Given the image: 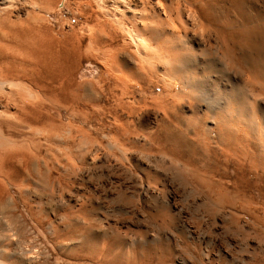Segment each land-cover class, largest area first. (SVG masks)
<instances>
[{"label": "bare ground", "instance_id": "obj_1", "mask_svg": "<svg viewBox=\"0 0 264 264\" xmlns=\"http://www.w3.org/2000/svg\"><path fill=\"white\" fill-rule=\"evenodd\" d=\"M263 6L264 0H0V264H39L43 245L38 249V233L46 235L53 254L48 264H138L127 251L129 241L111 235L109 223L86 197L69 198L56 209L40 207L62 196L61 180L71 169L90 168L99 156L113 166L130 161L138 172L133 183L143 196H157L167 178L161 172L167 160L216 201L227 187L214 172L204 176L192 168L194 155L204 156L213 147L236 164L263 166V142L254 143L250 135L256 112L264 120ZM83 58L93 61L97 75L83 72ZM194 81L212 95L196 96ZM190 139L206 151L197 150L200 146ZM142 153L154 155L153 160ZM236 171L234 184L243 181L242 168ZM11 190L17 199L9 196ZM168 209L161 204L153 217H166ZM151 229L141 235L146 245L159 239ZM169 234L148 246L145 256L166 261ZM174 264L187 263L176 258Z\"/></svg>", "mask_w": 264, "mask_h": 264}, {"label": "rangeland", "instance_id": "obj_2", "mask_svg": "<svg viewBox=\"0 0 264 264\" xmlns=\"http://www.w3.org/2000/svg\"><path fill=\"white\" fill-rule=\"evenodd\" d=\"M263 7L260 10H262L263 15H264V11H263L264 8ZM58 16H59V14H55V15L52 16V18H50V20L51 21L52 20L54 21ZM91 61H92L91 59H87V58H85V59L83 58L82 61H81V65H82V68H83V72H86V74L89 77H93V76L97 75V72H98V70L93 65V61L92 62ZM193 84H195V88L196 89L199 88V89H197V91L195 89V95L196 96L206 97L209 94H211V93H209V91H207V88L205 87V85L202 82H196V81H194ZM215 97L217 98V96H215ZM123 118H125V117H123ZM255 118H254V122H253V124L251 126V130H252L251 133H250V135H251V141H254V143L255 142L257 143V140L259 139V142H263V143H260V145H264V140H263L264 138L262 139V136H264V131H263L264 130V120H263V117L261 116V114L260 113L258 114L257 112L255 114ZM254 125H256V126L254 127ZM260 126H261V129H260ZM256 129H257V131L255 132ZM257 132L260 133V134H258ZM262 132H263V134H262ZM253 134L255 135V138H254V135ZM253 139H255V140H253ZM190 141L193 142L194 144L197 143V145L200 146V147H195L197 150L198 149L199 150L202 149L204 152L206 151V149L204 148V146L201 143L198 144L197 141L195 142V140H192V139H190ZM209 149H210L211 152L209 150L206 151L204 156H200L199 157L197 155H194L195 158H192L191 159V162H190L191 164L190 165L192 166V168H194V167L197 166V168L200 170L201 174L204 175V176L211 175V173L214 172V174L216 175L215 178L220 182V184L224 188L227 187L226 190H225V192H224V194H222L220 196L222 199L219 198L218 201H216L214 199V197H210L209 196L210 194L208 193L207 190L206 191L205 190H202L201 191L197 187V185L193 183V181H189L190 176H186L185 177V174H183L181 171H179V168H175V167H177V165L172 164V163H171L172 164L171 165L170 162H167V160H166V166H164V168L161 169L162 174H164L165 176H167V178H164V177L161 178V180L164 178L161 181L162 182L161 184H163L162 185L163 188L160 186V191H159V193L157 194L156 197H151L149 195L143 196V194L138 189L137 185H135L133 183L132 178L138 172L135 169L134 165L130 161H128V162H130L129 164H128L127 161H123L124 163L122 162L123 163L122 166H113L108 161L106 162V160H104V158L106 159L105 156H99L101 158L98 157V159L96 161V164L94 166H91L90 168L89 167H83L84 169L81 168L79 170H77V169H71V171H69L65 175L66 177L63 176L64 178H62V180H61V183H62L63 188H62V190L59 191V194L62 195V196H60V198L61 197L62 198L60 199L56 195V197L54 198V200L51 201V204L48 203L46 205H42V206L40 205V207H42L44 210L45 209L47 210V209H50V208L56 209L60 205L65 206L64 204L66 203L67 200H70L69 198H71V199H75V198L82 199V197H86V201L94 207L95 211L97 212V210H98L97 213L99 214V217L101 219H105V221H107L109 223L108 224L109 227L107 228V230H109V232H111V235H113V237H114V235H116V236H118V237L115 236L116 238H119V237H120V239L121 238L122 239L125 238V239H127L129 241L130 246H128L129 249L127 251H128V253L131 255V257L133 259H134V257H136L135 258L136 260L135 259L134 260L138 264H140V263L142 264L143 262H144V264H148L149 261L152 262V263L149 262L150 264H174V260L176 258L177 259H179V258L181 259L182 258L187 264H191V263H193V264H206L207 263L208 264V262L211 263V264H214V263L215 264H222V263L223 264H232V263L234 264V261H235V264H264V249L262 250V248H264V242H263L264 241V233H262V232H264V230H263L264 229V224H263L264 223L263 222L264 221V218H263L264 217V191H263V189H264V179H263L264 178V176H263L264 175V173H263L264 172V167L263 166L264 165L261 166V167H258V166L255 167L253 165H250V163L248 161H245V162L243 161L240 164H236L235 159H233V157H231L229 154L226 155V153L224 152L225 154L223 153V155H222V153L221 154L219 153V151H218L217 148L210 147ZM262 149L264 150V146H262ZM213 150L216 151V154H213ZM262 154L264 155V152ZM141 155L140 156L143 159H145V160H153V156H154V155H152V156L149 155L148 156V154H146V153H142ZM157 157H159V156L157 155ZM196 158H198V159H196ZM226 158L228 159L227 161H226ZM208 162L210 164L211 163L212 164L210 165ZM228 162H230V163H228ZM198 163H199V166H198ZM168 164H170L171 166L168 165ZM214 164L216 166L217 165L219 166V167L217 166L216 171H213ZM104 165H106V166H104ZM190 165H189V168L192 169L190 167ZM193 165H195V166L193 167ZM237 167H239L240 169L242 168L241 175L243 176V181L242 182L239 181L238 183H235L234 184L235 174L237 173V171H236ZM90 169H91V171H90ZM253 169H255V170L253 171ZM170 170H171V172L175 176L170 172ZM70 172H71V174H70ZM224 174H226V175H224ZM243 174H246V175L244 176ZM255 174H256V177H255ZM247 175H249V177ZM257 176L259 178L258 179H255V178H257ZM262 176H263V178H262L263 180H261V177ZM180 178H181V181H180ZM63 179H64V181H63ZM244 179L247 182L246 184L244 182ZM190 180H192V179H190ZM255 180H256V182H255ZM259 181L260 182H263V183L259 184ZM249 182H250L251 185L249 184ZM182 183H184V184H182ZM73 185H74V187H73ZM181 185H183V186H181ZM244 185L246 187L248 186L247 189H246V187H244ZM249 185H250V187H249ZM64 186H67V187H64ZM234 186L235 187L236 186H241L239 188V189H241V192L239 194H237V195L239 196V198H241V195H242V198L241 199L244 200V204L247 203V206H250L249 209H248V207L246 208L244 206L243 201L241 199H240V201L238 200L239 199L238 196H235L236 194H234V193H235V189L236 188ZM164 187H166V189ZM195 187H196V189H195ZM242 188H244V189L242 190ZM162 189H164V190H162ZM194 190H196V191H194ZM35 191H36V193H38V195H41V194L43 195L42 188H38V190L36 188ZM63 191H65V192H63ZM67 191L69 193H67ZM249 191H251V192H249ZM60 192H62V193H60ZM197 192H200L201 195L199 193H197ZM193 193H195L196 195L193 194ZM68 194H71V195H68ZM229 194H230V196H229ZM254 194L256 196H253ZM261 194H262L263 198H262ZM10 195H12V196H10ZM190 195H192V196H190ZM9 196L12 197L14 200L17 199V196L15 195V193H14L13 190H11L9 192ZM223 196H225V197H223ZM228 196H229V199L231 198V196H232V199H233V201L231 199L232 203H230V204L228 203V202H230L228 200ZM245 196H247V197H245ZM251 196H253V197H251ZM96 197L99 198V199H97ZM185 197H186V199H185ZM207 197H209V198H207ZM249 197H250V199L251 198H253V199L251 201H248L247 199ZM205 198L208 200V202H207V200ZM226 198H227L228 202H227ZM235 198H236V201H234ZM225 200H226V202H225ZM245 200H246V202H245ZM222 201L224 202L223 204H221ZM165 202L167 203V209H168V207H170L167 210V212H168L167 215H169V217L167 215H166V217L163 216V218H161V217H153V214L155 212V209L156 208H159L161 206V204H163ZM217 202H219V203H217ZM234 202L236 203L235 204L236 205V208H235V205H233ZM241 202H242L243 205H241ZM153 203H154V205H152ZM211 203H212V205H211ZM227 203L229 204L228 205L229 207H227V205H226ZM251 203H252V205H251ZM253 203H254V206H256L255 203H257V206L258 207L256 206V210H255L256 212L253 210V209H255L254 206H253ZM139 204H140V206H139ZM218 204L221 205V206H219ZM34 205H36V204H34ZM123 205H125V206H123ZM201 205H202V208L203 209L201 208ZM232 205L234 206V208L232 207ZM239 205H241L242 208H244V211L246 209H247V211L248 210L249 211L248 212L245 211L246 213L241 212V211H243V209H241V206H239ZM12 206L13 205L11 203V207ZM20 206L18 207V210L17 211H19L20 213H22L21 209L23 207L22 206L20 207ZM194 206H195V208H194ZM207 207H208V209H206ZM218 207L220 209H222V210H220ZM180 208H181V211L182 212L180 211ZM227 208H229V210H227ZM204 209H205V211H204ZM235 209L237 210L238 213H236V210ZM206 210H208V211H206ZM226 210L228 211V213H227ZM209 211H212L213 213L212 212H209ZM148 212L150 214H148ZM221 213H222V215H221ZM235 213H236V215H235ZM260 213H261V215L263 217H261ZM205 214H207V215H205ZM238 214H239V216H237ZM215 215H217V216H215ZM224 215L225 216L227 215V216L224 217ZM244 215L247 216V217H245ZM254 215L256 216V218H254ZM205 216H207V217H205ZM171 217H173V218H171ZM197 217H199L200 219L197 218ZM213 217L215 218L214 221H213V219H214ZM227 217H229V218H227ZM259 217H261V218H259ZM157 218L159 219V221H158ZM188 218H189L190 221L187 220ZM209 218H211V219H209ZM226 218L228 219V222L226 221L227 220ZM232 218H234V219L232 220ZM223 219L225 220L224 221L225 223H223ZM261 219H263V220H261ZM163 220H165V222L160 223ZM198 220L200 222H198ZM238 220H240V225H239V221ZM259 220H261V221L259 222ZM149 221H150V223H149ZM173 221H175L176 224ZM243 221H244V223L246 225L243 223ZM253 221H254V223H253ZM24 222H26L25 224L27 225V228H29L31 230H34L33 224L31 225V222L29 220H27V218L24 219ZM187 222L189 224H187ZM236 224H238V225L236 226ZM242 224L245 225V226H243ZM154 225H155V227H154ZM163 225H164V228H163ZM176 225H177V228H176ZM188 225L191 226V227H189ZM252 225L254 227H252ZM144 227L145 228L147 227L149 229L152 228L151 230H153L155 236H157L158 234H160V235H158V238L159 239L158 238H157L158 240L156 239L157 242L159 240L160 241L161 240L164 241L163 240V237H162V234H165V233H168L169 234L170 233L169 234L170 235V238H169L170 240L169 241H171V240L172 241L169 242V243L166 242V244L169 245L168 246V249L170 251V254H168L169 257H167V260L166 261L156 263V261L155 262H154V260L152 261V258L151 257L148 258L147 255L145 256L144 250L148 246H151L152 244H155V243L157 244V242L154 240L155 243L153 241V243H148V245H146V241L144 239L145 238L144 237L145 236L144 235V232H145V228ZM238 228H241L242 230L244 229V231H242L240 229L238 230ZM171 229H172V231H171ZM179 229H181V233H180ZM164 230L166 232H164ZM176 230L179 231V232H177ZM186 230H188V231H186ZM254 230H256V231H254ZM244 232H245V234H244ZM252 232H254V233H252ZM171 233H173V235L176 236L175 239H173L174 236H172ZM176 233H178V235H176ZM179 233L181 234V236L179 235ZM184 234H185V236H184ZM199 234H201L202 236L199 235ZM254 234L256 236L258 235L257 238H256V236ZM141 235H144V236H141ZM27 236H28V231H27V234H26V238H28ZM45 237H46V235H45ZM45 237H44L43 234H40V233H38V235L35 236L36 240H38L37 241V244H40L39 245L40 248H38V249H41V246L43 245L42 246V249L41 250H38V255L39 256H42V257L39 258V256L37 255L38 256V259H40L39 260V264H48L51 261L50 259H52V256H53L52 252L50 251V249L48 247V244L46 243ZM254 237H255L256 240L258 238L261 239V240H259V239L257 240V242L259 241V243H257L255 241ZM30 238H31L32 241L34 240L31 236L28 239L30 240ZM191 239H193V240H191ZM209 240H211V241H209ZM191 241L192 242L194 241V242L192 243ZM227 241L230 242V244ZM1 242H3V238H2V234L0 232V243ZM179 242H181V243H179ZM189 243H190V245H189ZM204 243H206V245ZM209 243H212L214 245H212V244L209 245ZM261 245H262V248H261ZM211 246H212V248H211ZM224 246H225V249H223ZM44 248L45 249L48 248V250L47 249L45 250ZM43 250H44L45 254L48 251H49V253H47L46 255H44ZM140 250L143 251V252H141ZM39 251H40V253L41 252L42 253L40 254ZM178 251H180V252H178ZM43 255H44V257H43ZM174 255L176 256V258H175ZM201 255H203V256H201ZM172 257H174V259ZM138 258L140 260H138ZM150 258H151V260L146 261V259H150ZM199 258H201V259H199ZM211 259L213 261H211ZM222 259H224V260H222ZM45 260H48V261H45ZM141 261H143V262H141Z\"/></svg>", "mask_w": 264, "mask_h": 264}]
</instances>
